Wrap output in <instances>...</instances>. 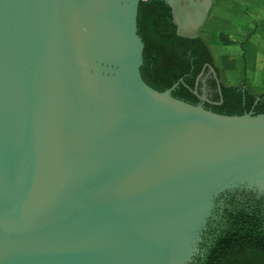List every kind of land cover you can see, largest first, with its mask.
<instances>
[{
    "label": "water",
    "instance_id": "95a60500",
    "mask_svg": "<svg viewBox=\"0 0 264 264\" xmlns=\"http://www.w3.org/2000/svg\"><path fill=\"white\" fill-rule=\"evenodd\" d=\"M141 1L0 0V264H193L220 196L264 195V113L148 84Z\"/></svg>",
    "mask_w": 264,
    "mask_h": 264
},
{
    "label": "trees",
    "instance_id": "16d2710c",
    "mask_svg": "<svg viewBox=\"0 0 264 264\" xmlns=\"http://www.w3.org/2000/svg\"><path fill=\"white\" fill-rule=\"evenodd\" d=\"M138 28L145 45L141 73L148 84L162 91L179 82L172 94L197 104L201 78L212 70L207 83L214 96L205 102L207 108L223 114L264 113V101L255 104L256 96L248 90L218 81L221 72L207 43L177 33L165 0L141 1ZM204 239L209 244H201L206 249L193 264H264V195L233 193L217 207Z\"/></svg>",
    "mask_w": 264,
    "mask_h": 264
},
{
    "label": "crops",
    "instance_id": "0c3cea01",
    "mask_svg": "<svg viewBox=\"0 0 264 264\" xmlns=\"http://www.w3.org/2000/svg\"><path fill=\"white\" fill-rule=\"evenodd\" d=\"M211 1H182L181 11L174 7L177 25L181 33L196 34L207 43L220 69L221 82L242 87L245 81L247 90L257 96L259 81H264V0ZM211 6L212 13L207 18ZM204 16V21H199ZM244 48L252 50L247 63V80L244 79L246 65L244 67L239 59Z\"/></svg>",
    "mask_w": 264,
    "mask_h": 264
},
{
    "label": "flooded vegetation",
    "instance_id": "af4514ba",
    "mask_svg": "<svg viewBox=\"0 0 264 264\" xmlns=\"http://www.w3.org/2000/svg\"><path fill=\"white\" fill-rule=\"evenodd\" d=\"M212 2H214V0H212ZM212 9H213V6H211V8H210V11H209V15L207 16V18L208 17H210V15H211V13H212ZM172 18H173V21H174V14H173V10H172ZM207 20V19H206ZM175 23V22H174ZM176 24V23H175ZM176 27H177V33L179 32V27H178V25L176 24ZM179 34V33H178ZM212 71V70H211ZM211 71H209V72H207L206 74H205V76L204 77H202L201 78V81H202V84H203V86H202V95L203 94H206V96H207V98H208V100L207 101H209V98L210 97H212V96H214V90L212 89V87H211V85L210 84H208L207 83V80L210 78V72ZM200 77V76H199ZM203 79H205V82H206V84H204L203 83ZM199 80H200V78H199ZM219 82H221V77H220V79L218 80ZM240 88H244V90H247V87H246V84L245 85H243L242 87H240ZM261 94V93H260ZM259 94V95H260ZM258 96H256V98H257ZM205 102L206 101H204V105H205ZM233 193H227V194H224V195H222L220 198H221V200H220V202H217V207H218V209H219V207L223 204V202H224V200H226L227 198H229V196H231ZM204 243H206V244H209L208 243V241L206 240V239H204ZM205 244V245H206ZM206 248H205V246H203V251L205 250Z\"/></svg>",
    "mask_w": 264,
    "mask_h": 264
},
{
    "label": "rangeland",
    "instance_id": "374dc122",
    "mask_svg": "<svg viewBox=\"0 0 264 264\" xmlns=\"http://www.w3.org/2000/svg\"><path fill=\"white\" fill-rule=\"evenodd\" d=\"M247 49L249 50V52L247 53L246 51H247ZM244 48L243 49V52L241 53V57L239 58L243 63H244V67H245V65H246V73H245V75H244V79L245 80H247V63H248V59L250 58V56L252 55V53H251V49L250 48ZM260 53H259V51H257V56L259 55ZM218 57H220V56H218ZM238 59V58H237ZM260 63H262V60H261V55H260ZM247 87V86H246ZM258 87H259V92L260 93H262V92H264V81H262V80H260L259 81V84H258ZM259 93V94H260ZM259 94H257V96H259ZM200 102H202V99L200 98Z\"/></svg>",
    "mask_w": 264,
    "mask_h": 264
}]
</instances>
